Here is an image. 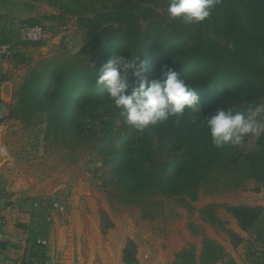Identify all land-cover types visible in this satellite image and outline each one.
I'll return each mask as SVG.
<instances>
[{
  "label": "trees",
  "instance_id": "16d2710c",
  "mask_svg": "<svg viewBox=\"0 0 264 264\" xmlns=\"http://www.w3.org/2000/svg\"><path fill=\"white\" fill-rule=\"evenodd\" d=\"M99 1L103 0H53L63 11L59 20L77 16L81 26L99 31L98 52L86 63L57 66L48 62L32 71L17 94L19 117L26 115L25 121H30L47 113L48 123L65 134L80 130L85 120L103 108L111 115L110 125L124 122L103 87L96 85L91 64L99 68L110 58L109 51L123 52L131 59L151 61L145 73L149 80L158 77L160 66L167 64L196 89L201 113L196 124L186 109L179 124L171 118L143 132L132 127L124 130L112 154L126 192L136 196L152 189L166 198L190 196L195 200L196 191L214 172L237 174L234 182L253 181L255 192L264 191V135L248 152L227 145L216 148L203 120L221 108L245 112L264 99V0H216L211 16L192 25L169 19L167 0H115L108 12L87 10V5ZM23 26L36 24L25 22ZM215 36L228 44L219 46ZM128 75L131 79V72ZM13 115L10 109L9 116L17 118ZM110 132L103 141L113 139ZM155 144L168 151L170 161L156 156ZM262 211L252 206L227 208L240 229L258 240H263L264 231L255 232L254 227ZM207 216L213 224L214 215ZM228 234L234 247L242 243L233 231ZM225 257V249L209 240L204 243L200 264H217ZM177 259L178 264H197L192 251L178 254ZM123 260L137 264L129 248Z\"/></svg>",
  "mask_w": 264,
  "mask_h": 264
},
{
  "label": "rangeland",
  "instance_id": "374dc122",
  "mask_svg": "<svg viewBox=\"0 0 264 264\" xmlns=\"http://www.w3.org/2000/svg\"><path fill=\"white\" fill-rule=\"evenodd\" d=\"M115 3L94 2L87 10L108 12ZM62 15L53 0H3L0 4V26L11 28L14 41L25 22L54 33L41 44L13 43L11 109L17 118L9 116L0 130V198L25 201L61 190L68 193L67 221L60 223L47 249L37 250L38 264L51 261V254L58 255V264H125L123 255L128 248L135 253L137 264H178L177 255L184 251H192L200 264L206 241L227 238L231 242L228 231L236 220L227 208L247 206L257 186L243 179L234 182L237 174L214 172L196 191L195 200L190 196L166 198L152 189L132 196L121 184L112 154L116 139L130 126L120 121L110 125L107 109L95 112L77 132L66 134L48 123L47 113L30 121H25L26 115L20 118L17 94L32 71L48 62L57 66L86 63L98 52L99 31L81 26L77 16L59 20ZM215 40L221 47L228 44L220 36ZM109 52L110 57L116 53ZM109 131L113 139L103 141ZM256 139L247 137L238 149L251 151ZM154 150L157 157L171 160L159 145ZM208 213L215 217L213 224Z\"/></svg>",
  "mask_w": 264,
  "mask_h": 264
},
{
  "label": "clouds",
  "instance_id": "9594fccd",
  "mask_svg": "<svg viewBox=\"0 0 264 264\" xmlns=\"http://www.w3.org/2000/svg\"><path fill=\"white\" fill-rule=\"evenodd\" d=\"M167 3L169 19H182L192 25L211 16L216 0H167ZM91 66L96 85L103 87L124 123L135 130L143 132L171 118L179 124L186 109L191 113V123H197V114L201 113L197 91L173 67L162 64L159 76L149 80L145 75L149 61L131 59L123 52L113 54L99 68ZM203 120L216 148L238 147L247 137L264 135V99L245 112L221 108Z\"/></svg>",
  "mask_w": 264,
  "mask_h": 264
},
{
  "label": "crops",
  "instance_id": "0c3cea01",
  "mask_svg": "<svg viewBox=\"0 0 264 264\" xmlns=\"http://www.w3.org/2000/svg\"><path fill=\"white\" fill-rule=\"evenodd\" d=\"M2 1L0 0V4ZM16 42H18V38L14 41L11 28L0 26V44ZM11 71V58L8 60L0 56V130L7 122L14 98V82ZM34 199L24 201L13 198L9 201L6 198H0V215L3 218L1 230L5 236L4 243L0 244V264H38L36 253L38 249L29 234L32 229L31 205ZM247 206L263 209L254 230L255 232L264 231V191L254 194ZM58 229L60 230V222L56 217L50 244L53 241V233ZM231 229L243 241L234 247L227 238L217 239L216 242L226 252V257L217 264H264V238L258 240L254 234L243 232L237 221L232 223ZM49 256L52 258L51 262L54 261L58 264V255L51 254Z\"/></svg>",
  "mask_w": 264,
  "mask_h": 264
},
{
  "label": "built area",
  "instance_id": "2783aa9c",
  "mask_svg": "<svg viewBox=\"0 0 264 264\" xmlns=\"http://www.w3.org/2000/svg\"><path fill=\"white\" fill-rule=\"evenodd\" d=\"M18 42L27 44H41L50 41L54 33L47 27L21 26L17 29ZM13 53V44H0V56L10 59ZM3 149L0 147V158ZM69 195L65 191H57L54 194L40 196L33 200L32 208V229L30 237L37 249L45 250L50 246V236L55 218L59 219L61 224H65L68 217ZM2 216L0 215V244L4 243V233L1 230ZM44 264H56L54 261L45 262Z\"/></svg>",
  "mask_w": 264,
  "mask_h": 264
}]
</instances>
